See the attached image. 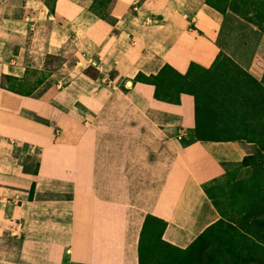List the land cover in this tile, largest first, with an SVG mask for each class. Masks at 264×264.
<instances>
[{
	"label": "crops",
	"instance_id": "crops-1",
	"mask_svg": "<svg viewBox=\"0 0 264 264\" xmlns=\"http://www.w3.org/2000/svg\"><path fill=\"white\" fill-rule=\"evenodd\" d=\"M91 7L55 0L50 12L44 0H0V264H139L147 215L165 224L164 242L185 249L220 220L194 166L202 173L248 156L238 140L182 145L194 129L193 97L159 101L134 81L164 66L208 69L220 54L256 72L259 44L229 28L239 26L234 14L205 0H116L111 25ZM47 57L61 59L54 72ZM45 72L30 96L1 88L3 77ZM45 83L54 93L44 99L36 92ZM11 145L28 148L31 172Z\"/></svg>",
	"mask_w": 264,
	"mask_h": 264
},
{
	"label": "rangeland",
	"instance_id": "rangeland-1",
	"mask_svg": "<svg viewBox=\"0 0 264 264\" xmlns=\"http://www.w3.org/2000/svg\"><path fill=\"white\" fill-rule=\"evenodd\" d=\"M205 2L221 12L234 14L236 17L233 18L238 20L239 26L232 23L229 28H236L238 34L242 27L243 33H247L246 41L258 43L260 53L256 56L258 64L254 68L257 73L244 71L232 60L220 55L218 63L208 69L191 66L189 78L180 81L182 91L192 96L203 111L200 118L216 121L212 130L216 138L239 137V141L248 146V156L239 166L208 163L207 171L202 173L194 166L204 191L220 214V220L204 233V239L196 243L192 258L204 264H210L211 259L215 264H264V0ZM102 6L101 13L106 15L110 7L108 0H96L95 8L101 9ZM248 51L249 48L240 49V56L248 58ZM45 65L48 72H54L60 67L61 59L47 57ZM48 72L41 78L30 73L22 81L3 77L2 84L15 93L32 91L40 80L44 82ZM247 74L252 80L246 77ZM171 78L175 80L176 77L166 72L158 80L139 76L137 82L149 84ZM52 89L45 83L36 94L47 96ZM175 95L177 90H174ZM225 99L231 104L224 102ZM14 110H18L17 107ZM40 118L44 119V116ZM11 146L20 163L32 171L35 161L33 155L28 154V148L25 145ZM142 247L144 264H180L181 261L187 264L189 261L190 255L179 253L163 242L161 228L157 224L149 225L144 231Z\"/></svg>",
	"mask_w": 264,
	"mask_h": 264
},
{
	"label": "trees",
	"instance_id": "trees-1",
	"mask_svg": "<svg viewBox=\"0 0 264 264\" xmlns=\"http://www.w3.org/2000/svg\"><path fill=\"white\" fill-rule=\"evenodd\" d=\"M54 1L55 0H51L50 2L48 0H44V3L46 5V7L48 8V10L50 12H52L53 10V5H54ZM116 0H108V3L110 4V7L108 9V11L106 12V15H103L101 13V11H103V6L101 7V9H96L95 5H96V0H92V7H91V11L96 14L98 17H100L101 19L107 21L108 23H110L111 25H114V20L109 16L110 15V9L112 8V6L114 5ZM207 3V2H206ZM208 4V3H207ZM210 5V4H209ZM212 6V5H210ZM214 7V6H212ZM215 8V7H214ZM216 9V8H215ZM218 10V9H216ZM220 11V10H218ZM221 12V11H220ZM222 56H225L223 54H220ZM218 55L214 61V63H218V57L220 56ZM225 58H228L227 56H225ZM230 59V58H229ZM231 60V59H230ZM194 64H190V67L188 68V71L184 74V75H180L179 73H177L176 71H174L171 67L169 66H164L158 74L154 75V76H149L146 77L142 74H139L136 78H135V82H137V78L139 76L142 77H146L147 79L150 80H158L160 79L163 75H165L166 72H169L171 74H173L176 78L175 80L171 79H162L159 82H153V83H149L151 85H153L154 87V98L159 100V101H164V102H168V103H174V104H178L179 102V97L178 94H188L187 92L182 91V84L180 83V81L183 80H187L189 78V74H190V70H191V66H193ZM215 65V64H214ZM84 72L86 74H88L90 77L95 78L97 75L96 70L92 67L89 66L87 67ZM254 74V73H253ZM255 75H259V74H255ZM248 79L252 80L251 75L246 76ZM7 78H11V77H7ZM14 81H22L24 79H16V78H11ZM1 88L3 89V84L1 85ZM174 90H177V95L174 96ZM54 93V90H51V93H49L47 96H41L42 98H50ZM18 94L22 95V96H30L33 94V89L32 91H25L23 93H19ZM231 100H234L233 97H231ZM224 102H229L227 99L224 100ZM231 104V102H229ZM194 109H195V116H194V129L192 131V135L189 138L186 139H182V145H189L193 142H195L196 140H238L239 141V137L237 138H233V139H218L216 138V134L212 131L214 130V124H215V120H213L212 122L209 120H203V118H200V114L203 112L201 110V108L199 107L198 102L194 101ZM263 110V109H261ZM49 111L48 110L44 113L46 115V113ZM262 117L260 116L259 120ZM239 138V139H238ZM245 160V159H244ZM243 160V161H244ZM243 163V162H242ZM32 168V167H31ZM24 172H31V170H27L26 166L24 165ZM203 187V186H202ZM206 193V192H205ZM32 192L30 191L29 197H31ZM207 195V194H206ZM210 199V198H209ZM211 200V199H210ZM212 201V200H211ZM213 203V202H212ZM219 222V221H218ZM217 222V223H218ZM152 224H157L160 226L161 228V233L163 228L165 227V224L160 221L159 219H156L155 217H152L150 215H147L144 219V223L142 226V230L140 232V237H139V242H138V262L139 264H144V259H143V247H142V236L144 234V231L148 228L149 225ZM216 224V223H215ZM214 224V225H215ZM212 225V226H214ZM211 226V227H212ZM211 227H209L208 229H206L202 234H200L188 247H186L185 249H179L177 247L171 246L170 244L166 243L167 245H169L170 247L174 248L177 252L179 253H187L188 255H190L188 257V262L187 264H204L203 262H196L194 261V259L192 258L193 256V249L196 245V243L202 239H204V233L206 231H208ZM184 261H181L180 264H184ZM206 264V263H205ZM210 264H215L213 262V260H210ZM228 264V263H225Z\"/></svg>",
	"mask_w": 264,
	"mask_h": 264
},
{
	"label": "bare ground",
	"instance_id": "bare-ground-1",
	"mask_svg": "<svg viewBox=\"0 0 264 264\" xmlns=\"http://www.w3.org/2000/svg\"><path fill=\"white\" fill-rule=\"evenodd\" d=\"M129 86V85H128Z\"/></svg>",
	"mask_w": 264,
	"mask_h": 264
}]
</instances>
